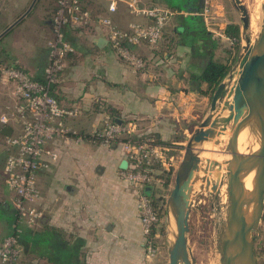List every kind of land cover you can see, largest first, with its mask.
<instances>
[{"label": "crops", "instance_id": "crops-1", "mask_svg": "<svg viewBox=\"0 0 264 264\" xmlns=\"http://www.w3.org/2000/svg\"><path fill=\"white\" fill-rule=\"evenodd\" d=\"M219 1L215 0L216 10L210 23L205 25L220 46L215 51V60L220 58L224 62L227 55L223 50L233 46L225 30L238 23L234 21V14L227 15L224 8L218 6ZM116 3L117 10L112 13L109 2L105 1L100 13L110 17L122 30L132 23L151 25L154 19L143 14V10L159 7L173 13L156 46H129L145 60L146 68L137 72L129 66L112 49L107 30L98 26L97 37L86 45H78L77 39L68 37L75 49H85L80 56H68L69 70L58 86H50V92L60 105L79 109L78 118L65 121L81 133L97 127L105 117L112 121V116L118 124L139 123L143 130L138 135H153L159 145H179L182 140L189 139L188 129L193 132L205 117L211 97L201 95L187 82L189 73L202 72L199 59L208 57L210 51L200 50V45H196L197 53H200L196 54L189 44H185L179 35L178 16L187 17L189 12L177 10L178 7H196L204 12L205 0H116ZM46 8L42 4L29 13L33 15L39 10L30 19L36 38L32 43L34 50H31L34 65H26L35 75L32 76L34 80L45 82L44 69L49 51L42 50V38L37 32L45 26L53 28L52 20L44 19ZM28 15L11 29L22 13L16 12L13 18L4 19V24H0V35L9 30L0 40L12 37L19 40L22 29L29 25L26 23ZM97 38H104L107 43L99 48L93 43ZM8 62L26 64L25 58L18 54L10 57ZM12 67L19 69L17 65ZM203 90L207 91V87ZM5 91V98L12 95ZM7 100L15 103L12 96ZM7 104L6 100L0 104V118L8 109ZM5 128L10 129V134L3 132ZM14 130L13 125L7 126L0 121V210L13 212L16 197L5 182L4 167L9 156L5 138L13 135ZM22 130L23 126L19 128L20 133ZM57 145L65 148L60 159L53 161L44 156L45 166L37 173L41 191L37 207L44 213L33 228L23 227L28 232L21 244L24 259L26 255L31 256L33 264H158L147 257L146 237L138 210L139 189L120 179V165L125 160L120 148L91 151L88 146H76L69 140L53 145L54 151ZM155 187L147 189L149 196L154 194ZM7 221L1 218L0 224L5 222L6 225ZM6 226L1 242L10 232Z\"/></svg>", "mask_w": 264, "mask_h": 264}, {"label": "water", "instance_id": "water-1", "mask_svg": "<svg viewBox=\"0 0 264 264\" xmlns=\"http://www.w3.org/2000/svg\"><path fill=\"white\" fill-rule=\"evenodd\" d=\"M36 1L9 29L30 13ZM232 4L240 14V43L244 44L235 66L212 94L208 112L188 139L175 170L173 188L164 206L168 264H196L189 251L190 215L197 196L203 192L213 198L212 207L217 210L223 194L227 200L219 238L220 264H259L255 244L264 216V1L260 31L254 41L249 34L248 8L241 0H232ZM93 43L100 48L107 40L97 38ZM251 127L258 136L250 137L251 143L241 150V136ZM228 131L229 140L220 154L229 155L231 160L226 173H217L216 182H211L208 173L215 170V162L201 169L202 156L209 151L207 144ZM3 132L10 134V129ZM120 169H128L126 160ZM201 171L204 176L199 174ZM251 175L249 190L246 181Z\"/></svg>", "mask_w": 264, "mask_h": 264}, {"label": "rangeland", "instance_id": "rangeland-1", "mask_svg": "<svg viewBox=\"0 0 264 264\" xmlns=\"http://www.w3.org/2000/svg\"><path fill=\"white\" fill-rule=\"evenodd\" d=\"M33 1L34 0H0V10L2 14L0 17V20H2V22L0 24H4V19H6L7 17L13 18V14H15L16 12H19V14L22 13V15H24L26 11L28 10V8L31 6ZM105 1L106 3L109 2V8L111 4L114 2L115 11L117 10L116 0H104V2ZM241 1L248 8L250 17L254 18L253 16L257 14V12H259V15L256 16L257 20H254V23L252 22V19H251V30H249L251 39L254 41L255 37H257L258 35L257 33H259L260 31L261 18H262L261 6L264 0H241ZM59 2L60 0H37L33 6V8L34 7L40 8L42 4L43 6H46L47 7L46 9L48 10L44 16V19L52 20V23H53V28L45 26L41 29L40 33L37 32V35H39L42 38L41 39L43 42V46L41 47L42 50L49 51V54L46 57L47 62L45 64V69H44L46 80L47 81L50 80L46 72L47 70H49V67L51 66L53 61H56L57 65L61 66L60 71L58 70L54 71V75H56V78H55L56 80L53 81L54 82V84H52L53 86L54 85L58 86L59 83L63 81V77L66 71L69 70L68 56H70L71 54L72 55L78 54V56H80L85 49V47H83L84 49L81 47H78L79 49L78 48L75 49L73 45L69 42L68 37L70 39L72 38L77 39L78 45H82V44L86 45L89 43L90 39L97 37L96 28L98 26L99 27L102 26V28L104 27L107 30V33L109 34L111 30L113 29L125 31V30H128L130 26L132 25H135V26L139 25L141 27H146V26L148 27L149 25V24L147 25V24H140V23H132L128 27V29H125V30L119 29L120 27L116 25L115 22H113L110 17L101 15L100 13L101 9H103V7L105 6L102 0H64L65 7L62 6L63 0H61V7H60ZM218 6L224 8V11L227 13V15L229 13L230 14L232 13V15L234 14L233 15L234 21L238 23V25L241 27L240 14L236 10H234L232 0H220ZM55 8L57 9L55 10ZM215 8H216L215 0H205L204 9H203V11H205L203 12V16H204L203 18H204L205 23L206 22L208 24L210 23V20L213 17L212 13H214L216 10ZM21 9H23L24 11L22 12ZM38 11H36L33 15L29 14L30 16L28 15V17L26 18L27 19L26 23L27 24L29 23V25L26 26V29L24 30L22 29L21 34L19 35V40H17L14 37H12L13 39L10 38L6 40L4 39L0 40V104L2 105V102H4L5 100L8 102L7 104L8 109L7 110L5 109V112L4 113L2 112L3 114L1 113V118L3 116L16 115V110L13 107L15 103H10V100H7V98H11L12 96L15 102V91L17 88V81L15 79H10L7 76V73L3 72L2 68L5 70L12 69L13 71L20 70V72L25 73L26 75H28L29 78L34 80L32 76L34 77L35 75L26 68V65L27 66L34 65V60L32 59L34 56L31 55V50L32 49L34 50V47H33L34 44L32 45V43L36 40V38L34 37V29H31L30 27L31 26L30 19L33 18V16H35ZM115 11L113 12L110 11V12L114 13ZM170 18L168 19V22ZM104 20H109L111 22V25L103 24L102 21L104 22ZM11 33L14 34V31ZM66 34L68 36H66ZM243 44L244 43L241 42L240 47H239L240 50L238 51V53H235L234 55H232L231 68L235 66L238 56L242 51L241 47ZM64 46H67L68 49L64 48ZM53 47H56L55 49L58 50V52H61L62 56L60 57L52 56L53 55L52 50L54 49ZM228 48H229V45H228ZM17 54L22 55V57L25 58L26 64L24 63V65L21 66V64H18V63L12 64V62H8L10 57H13V56L15 57ZM219 56L221 55L219 54ZM125 62L137 72L143 71L147 65L144 62L143 67L136 69L129 62L127 61ZM3 65H8L6 66L8 68L4 67ZM13 65H17L19 69L13 68L12 67ZM1 76H2V79H1ZM5 90H7L8 94L11 93L12 95H10V97L8 95L5 98L4 97L6 94ZM80 114L81 112H79L78 115L74 117L73 119L78 118ZM1 118H0V121H1ZM65 120H64V125L72 131L71 132L73 134L72 140L75 142L76 146L86 145L90 148L91 151H98L101 148H104L106 150H111L112 148H120L121 153L124 155V159H127V156H126L127 151H126L125 145L127 142L128 135H121L120 137L118 136L114 140H102V139L93 140L92 139V136L94 133L104 130L106 124L110 122L107 117L104 118V121L100 125L94 128H90L89 129L90 131L87 130L88 132H85V133H81L77 129L70 127L68 124H66L67 121ZM21 123L22 122L15 120L13 118L12 121H10L7 124V126L13 125L15 128L14 130L15 133H13V135L9 137H17L20 135L19 128L23 126V125L21 126ZM131 123L135 124V131L133 132L132 136L136 138L137 136H139L138 134H140V132L143 129L141 128L139 123L137 124V122H128L127 124H124V125L128 126ZM188 135H189L188 138H190L192 135L191 128L188 129ZM229 136H230V133L228 131L227 133H225V135L217 136L210 144L206 145V148L209 151L204 153L202 156L204 160L202 164L200 165L201 169H206L207 166H209L214 161V158H220V160L222 159V154H219V153L225 149L226 144L229 140ZM9 137H7V139L5 138V140H7L6 141L7 144L9 141ZM151 137H154V136L151 135ZM78 138H81L79 139L80 141H78ZM187 141L188 140H182L179 145H175V143L166 145L170 149L168 156L174 157L176 162H174L173 167H170V169L173 171H172L171 181L167 188L162 187L163 183L160 180H158L156 175L153 176L154 181H155V186L158 189L157 192L155 193L156 196L162 195V196H165V198H167L168 195L170 194L173 188V184H174V176H175L174 173L182 159V156L184 154V148L187 145ZM59 147L60 145H57V148H55V152L59 156L58 159H60V154H62V151H64L65 149V148H59ZM8 148H9V156L11 155L10 153L12 150L16 152V148H12V146L9 144H8ZM152 164H155V162H152L151 165ZM163 170L167 171L168 169L166 168V166H164V164H162V162H159L158 169L157 170L154 169L153 171L163 175L164 174ZM218 171L220 170L216 169V172ZM224 171H225L224 173H226L225 166H224ZM216 172L209 171L208 178L211 180V182H216L215 180ZM199 174L201 176H204V173L202 171ZM221 174H222V171H221ZM4 177H5V182H6L7 176L5 174V167H4ZM120 179L124 181L121 175H120ZM37 188L39 189L38 185H37ZM224 188L225 187H223V193H224ZM165 203H166V199L164 200V206H165ZM226 203H227V200H226L225 195L223 194L222 202L220 204V209L217 210L216 208L212 207L213 198L209 194L203 192L199 196H197L193 204L191 215H190L189 251H190L191 257L194 259L196 264H220L219 238H220V233L222 231L223 225L226 220V209L224 207ZM14 204H15L14 205L15 211L18 214L16 203ZM30 207L38 209L37 204H34L33 206H30ZM162 216H163V223L159 227L160 232L158 234V237L160 238V240L158 242V245L156 243L157 240L155 242L157 246V252L153 259L158 264L159 263L168 264V250H167V240H166V232H165L164 209H163ZM37 221L38 220L33 221L32 224L30 225L26 222V220L24 221L22 220L20 222L17 219V223L21 227L27 226L30 228H33ZM4 231H5V227L2 224H0V237L4 234ZM256 234H257V238H256L255 249H256L257 256H258V262L259 264H264V216H263V219L260 225L259 232ZM21 251H22L20 255L21 264H33L32 257L26 255L24 259L23 249Z\"/></svg>", "mask_w": 264, "mask_h": 264}, {"label": "built area", "instance_id": "built-area-1", "mask_svg": "<svg viewBox=\"0 0 264 264\" xmlns=\"http://www.w3.org/2000/svg\"><path fill=\"white\" fill-rule=\"evenodd\" d=\"M61 7V0H60ZM64 5V0L62 2ZM110 11H115V3L110 6ZM205 12V11H204ZM143 14L154 19L148 27L132 25L128 30L121 31L113 29L108 34V40L112 49L123 60L129 62L134 68L143 67L144 61L137 56L129 46H140L148 44L156 46L163 38L164 28L172 12L154 7L142 11ZM203 16V12L201 14ZM204 17V16H203ZM103 24L111 25L109 20L102 21ZM52 56L60 57L61 52L53 47ZM64 48L68 49L67 46ZM10 79L17 81L15 91L16 115L3 116L1 122L7 125L12 119L22 122L23 130L17 137H9L8 144L15 151H11L6 166V184L16 197V208L18 220H26L28 224L43 216V212L31 208L41 198V192L37 188V173L45 166L44 156H49L57 161L59 156L53 150V145L66 143L72 140V131L64 125V120L74 118L80 112L77 107L66 108L60 105L50 93V86L54 84L56 75L54 71L61 70V66L53 61L47 75L50 80L46 84L32 80L20 70H5ZM57 82V81H56ZM105 129L93 134L94 140H114L118 136L128 135L125 145L127 151L128 169L121 170L120 175L127 183L139 189L138 210L141 228L146 237V252L149 259L154 258L157 252L156 240L159 238V227L163 223V213L157 210L148 195L147 188L155 185L153 176L147 171L152 162H162L168 170L176 162L174 157H169L170 149L167 146L159 145L151 136H132L135 131V124L128 126L111 121ZM78 138V141H80ZM155 160V161H154ZM164 209V208H163ZM21 244L16 235L5 237L0 243V264H21Z\"/></svg>", "mask_w": 264, "mask_h": 264}, {"label": "trees", "instance_id": "trees-1", "mask_svg": "<svg viewBox=\"0 0 264 264\" xmlns=\"http://www.w3.org/2000/svg\"><path fill=\"white\" fill-rule=\"evenodd\" d=\"M176 9V8H175ZM177 10V9H176ZM182 10H186L189 12V15L187 17H179V24H180V30L179 35H181V38L185 42V44H189L191 49L195 51L196 54L197 50H209L210 55L206 58L199 59V63L201 66V73H189L187 82L190 85H193L195 89L201 94L208 97H211L214 93L217 86L222 82V80L227 76L231 69V60L229 61V58H231L232 55L235 53H238L240 50V40H241V34H240V26L238 25H230L225 30L226 37L231 40L233 43V46L230 49H224L223 53L227 56L224 57L226 60L224 62L220 61V58L218 60H215V51L218 49L219 44L218 41L213 39L212 34L207 30L205 21L202 14V11H200L196 7L192 8H185V7H178L177 12H180ZM66 36H68L66 34ZM196 45H200L199 49ZM132 50V49H131ZM143 60V59H142ZM145 61V60H144ZM18 69V68H17ZM42 84H46L45 80H35ZM203 87H207V91L203 90ZM51 93V92H50ZM52 95V94H51ZM112 121L115 122V117L111 116ZM158 164L155 162V164H152L150 167H148L147 171L150 172L151 176H155L160 180L163 184V188H167L171 178H172V171L173 170H163V175L154 172L153 170L158 169ZM160 168V166H159ZM155 186V185H154ZM157 187L155 189V192L153 195L149 196L151 199V202L153 206L159 210L161 213H163V207H164V200L166 199L165 196L159 195L156 196ZM4 218L7 219L6 226L5 222L4 224L1 223L4 227H8L10 232L7 234V236L16 235L19 238V243L22 244V240L24 236L28 234L27 231H25V228L21 227L17 223L18 214L16 211H5L0 210V219ZM21 227V228H20ZM7 229V230H8ZM6 236V237H7ZM157 241V245H158ZM22 246V245H21Z\"/></svg>", "mask_w": 264, "mask_h": 264}, {"label": "bare ground", "instance_id": "bare-ground-1", "mask_svg": "<svg viewBox=\"0 0 264 264\" xmlns=\"http://www.w3.org/2000/svg\"><path fill=\"white\" fill-rule=\"evenodd\" d=\"M255 12V11H254ZM262 13V11H261ZM257 15H259V12H257V14H255L251 19H252V22L254 23V20H257ZM261 21H262V18H261ZM250 30H251V25H250ZM258 34V33H257ZM254 36V35H253ZM256 38V37H255ZM253 136H258V132L255 128L251 127L249 129H247L245 131V133H243V135L241 136V141L243 142V145H241V150H246V146L247 144H250L251 142V138L250 137H253ZM214 149V148H213ZM219 149V148H217ZM212 150V149H211ZM216 150V149H215ZM223 151V150H222ZM215 152V151H214ZM217 152V151H216ZM220 154V153H219ZM214 155V154H213ZM215 157V156H214ZM206 160V158H205ZM230 156L229 155H224L222 154V159L220 160V158H214V162H215V165H214V172H216V169H219L220 171L216 172L217 173H221L222 171V176L223 174H225L224 172V166H225V169L228 165V162L230 163ZM223 165V166H222ZM210 166V165H209ZM220 166V167H219ZM216 174H215V180L217 179L216 178ZM252 180H253V175H251L247 181H246V188L247 189H251L252 188ZM173 227H174V224H173Z\"/></svg>", "mask_w": 264, "mask_h": 264}]
</instances>
